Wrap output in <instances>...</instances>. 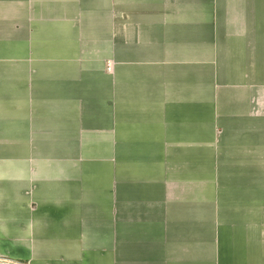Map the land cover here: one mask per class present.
Listing matches in <instances>:
<instances>
[{
	"label": "crops",
	"instance_id": "0c3cea01",
	"mask_svg": "<svg viewBox=\"0 0 264 264\" xmlns=\"http://www.w3.org/2000/svg\"><path fill=\"white\" fill-rule=\"evenodd\" d=\"M0 264H264V0H0Z\"/></svg>",
	"mask_w": 264,
	"mask_h": 264
}]
</instances>
